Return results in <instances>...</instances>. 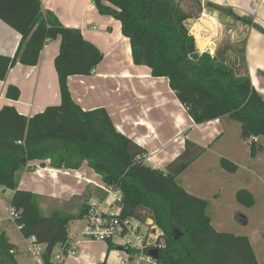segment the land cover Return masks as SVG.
<instances>
[{"label":"trees","instance_id":"obj_1","mask_svg":"<svg viewBox=\"0 0 264 264\" xmlns=\"http://www.w3.org/2000/svg\"><path fill=\"white\" fill-rule=\"evenodd\" d=\"M191 1L197 14L201 13L200 1ZM93 3L100 14L120 22L132 62L147 66L153 77L166 78L193 122L222 117L238 122L240 137L248 143L250 156H255L256 138L264 137V98L248 76L244 46L226 44L214 55L200 53L186 23L192 14L183 8L182 0ZM205 7L264 33L251 17L239 16L230 7L210 1ZM0 19L20 35L14 55H0V80L16 63L36 65L44 44L60 39L54 58L60 103L31 117L9 105L0 108V191L12 190L13 222L23 237L33 236L35 242L46 245L42 264H52L53 252L70 246L69 224L82 218L86 207L76 214L53 211L44 215L38 196L18 188V173L32 160H49L56 169H76L85 163L103 183L119 188L124 215L150 218L164 231L165 245L159 251L158 264H259L249 238L216 230L208 213L209 201L178 183L177 177L205 147L186 139L181 153L163 169L152 167L146 162V150L117 130L104 107L83 110L71 97L68 77L90 74L103 57L79 28L63 26L51 11L44 13L41 0H0ZM19 95L17 87H7V97L17 99ZM219 166L229 173L238 169L226 157L219 158ZM235 197L244 206L255 204L247 189L237 190ZM16 250L0 232V264H21Z\"/></svg>","mask_w":264,"mask_h":264},{"label":"crops","instance_id":"obj_2","mask_svg":"<svg viewBox=\"0 0 264 264\" xmlns=\"http://www.w3.org/2000/svg\"><path fill=\"white\" fill-rule=\"evenodd\" d=\"M199 1L201 13L186 21L197 50L200 53L211 50L214 54L226 44L244 46L248 76L256 90L264 96V82H260V77H264V33L205 7L207 1L230 7L235 14L251 17L264 28V0ZM41 6L44 13H54L63 26L79 28L83 37L96 45L103 54L102 60L90 74L68 77V89L73 100L83 110L104 107L117 130L146 150L149 165L163 169L181 153L186 139L211 149V145L223 136L229 121L222 117L201 124L193 122L174 96L166 78L153 77L147 66L132 62L129 42L121 33L120 22L109 15L100 14L93 0H41ZM19 41V33L0 19V55L13 56ZM59 45V38L48 40L36 65L16 63L8 70L5 78L0 80V108L9 105L19 114L31 117L47 106L60 103L58 77L54 68ZM9 85L19 89L17 99L6 96ZM166 102L172 105L170 116L173 133L168 138ZM177 135L182 139L171 141ZM166 152L168 155L173 153L169 160H166ZM228 159L234 162V159ZM101 182V176L85 163L76 169H56L49 165V160H32L26 169L18 173V188L35 193L40 210L42 213L46 211L47 215L53 211L78 213L80 207H86L88 202L100 197L97 195L100 190L94 183ZM7 191L1 190L0 203ZM8 194L5 201L10 210L12 190ZM13 225L20 231V227L9 219V213L0 216V232H4L9 242L16 246V260L21 264H31L30 259H35L28 252V239L21 234V242H16L11 234ZM77 236L69 234L70 244L80 250L87 242L77 239ZM75 254L70 256L69 264H81L83 257L78 258ZM96 261L86 264L104 262Z\"/></svg>","mask_w":264,"mask_h":264},{"label":"rangeland","instance_id":"obj_3","mask_svg":"<svg viewBox=\"0 0 264 264\" xmlns=\"http://www.w3.org/2000/svg\"><path fill=\"white\" fill-rule=\"evenodd\" d=\"M182 3L183 8L190 11L193 17L198 15L194 2L182 0ZM236 54L239 53L236 52ZM260 82H264V77H260ZM167 98L168 95H166ZM171 110L172 105L168 102L166 104V138L173 133ZM228 123L230 124L225 126L223 136L211 145V149H206L177 177V180L184 188H188L190 193L191 191L197 193L196 196L209 201L208 213L211 224L216 230L247 236L258 262L264 264V137L256 138L257 152L254 157H251L248 143H244L240 137V124L235 121ZM181 139L182 137L177 135L172 137L171 141L177 142ZM172 155L173 153L168 155L166 152V160H169ZM220 157L234 159L238 165L237 171L229 173L223 170L219 166ZM96 180L99 181V178ZM243 188L253 194L254 205L247 207L237 202L235 193ZM9 192L8 189L7 194L3 195V202L0 203V216H6L9 213L5 201ZM100 192L97 193L98 196L102 195ZM0 193L3 194L1 191ZM43 214L48 213L43 211ZM83 225V218L72 220L69 224V234L78 235ZM11 234L16 242H21V232L14 225L11 228ZM85 241L87 243L83 249H74L76 257H83L81 264L94 260L98 262L100 260V263L104 260L105 264H121L117 256L118 254L123 256V253L117 248L116 243H119L117 238L110 242L108 250V241ZM30 262L36 264L35 260L30 259ZM127 264L136 263L132 261ZM140 264L147 263L141 261Z\"/></svg>","mask_w":264,"mask_h":264},{"label":"built area","instance_id":"obj_4","mask_svg":"<svg viewBox=\"0 0 264 264\" xmlns=\"http://www.w3.org/2000/svg\"><path fill=\"white\" fill-rule=\"evenodd\" d=\"M258 4V1L256 2ZM208 53L214 55L211 50ZM102 191V195L86 206L83 214L84 225L78 233L79 240L113 241L117 248L123 253L118 254L121 264L134 261L140 264L141 261L147 264H158L157 259L151 256L148 251L156 249L158 252L165 245L164 231L150 218L140 219L132 215L122 213V193L119 188H114L105 183H94ZM16 217L14 209L9 210V219L13 221ZM45 244L35 242L31 236L28 239L27 249L35 261L42 264L41 253ZM74 246L63 247L53 252L52 264H69V258L74 253Z\"/></svg>","mask_w":264,"mask_h":264},{"label":"water","instance_id":"obj_5","mask_svg":"<svg viewBox=\"0 0 264 264\" xmlns=\"http://www.w3.org/2000/svg\"><path fill=\"white\" fill-rule=\"evenodd\" d=\"M148 253H149L151 256H153L154 258H156V259H157L158 255H159V252H158V250H156V249H151V250L148 251Z\"/></svg>","mask_w":264,"mask_h":264}]
</instances>
